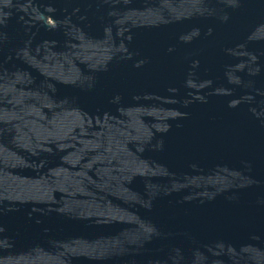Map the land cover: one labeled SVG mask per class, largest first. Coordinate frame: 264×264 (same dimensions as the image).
Returning <instances> with one entry per match:
<instances>
[{
  "label": "water",
  "instance_id": "water-1",
  "mask_svg": "<svg viewBox=\"0 0 264 264\" xmlns=\"http://www.w3.org/2000/svg\"><path fill=\"white\" fill-rule=\"evenodd\" d=\"M0 264H264V0H0Z\"/></svg>",
  "mask_w": 264,
  "mask_h": 264
}]
</instances>
